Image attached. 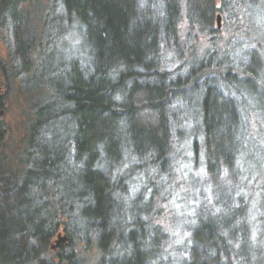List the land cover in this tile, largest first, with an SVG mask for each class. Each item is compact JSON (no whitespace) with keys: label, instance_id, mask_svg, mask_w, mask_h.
Wrapping results in <instances>:
<instances>
[{"label":"trees","instance_id":"16d2710c","mask_svg":"<svg viewBox=\"0 0 264 264\" xmlns=\"http://www.w3.org/2000/svg\"><path fill=\"white\" fill-rule=\"evenodd\" d=\"M36 2L0 0V36L11 29L12 55L25 69L37 37L28 9ZM183 2L189 25L200 30H212L227 4L50 1V15L60 6L66 23L77 26L86 59L72 61L62 84L46 82L52 94L34 106L23 167L0 170V264H170L158 256L163 233L150 224V200L141 202L140 195L130 202L126 165L159 175L170 169L173 128L178 127L177 135L184 133L180 104L188 87L200 97L191 145L197 148L200 137L208 173L217 181L224 170L234 172L237 160L245 161L240 151L246 149L247 121L239 88L228 75L243 84L259 82L264 90L258 78L263 57L254 54L251 67L241 63L242 75L233 70L232 59H221L220 49L184 61ZM169 56L182 68L170 71ZM3 107L0 98V142L6 131ZM64 115L72 118L73 132L51 142L44 126ZM259 192L255 205L250 199L236 204L222 194L218 213L198 215L186 257L176 263L264 264V185ZM61 231L64 244L53 250ZM91 253L92 262L85 256Z\"/></svg>","mask_w":264,"mask_h":264},{"label":"rangeland","instance_id":"374dc122","mask_svg":"<svg viewBox=\"0 0 264 264\" xmlns=\"http://www.w3.org/2000/svg\"><path fill=\"white\" fill-rule=\"evenodd\" d=\"M50 1L37 0L28 9L30 27L37 37L26 69L12 55L11 29H6L0 36V54L4 63L3 70L0 69V98L4 100L1 120L6 129L5 137L0 142L1 172L12 169L18 171L23 167L29 126L35 118L34 106L46 101L52 94L46 82L62 84V76L70 74L72 70V61L86 59L77 26L66 23L60 6L50 15ZM217 1L222 6L220 0ZM225 1L226 9L216 15L212 30H200L197 26L189 25L183 2L179 25L180 41L185 50L183 60L188 61L191 54L201 56L206 49L212 52L220 49L221 59H232L230 64L233 70L242 75L244 66L241 63L253 66L254 54L262 56L264 62V0H256L252 5L247 0ZM248 8H251V12ZM170 59L171 56L167 68L172 71L181 61ZM258 70L261 71L258 78L263 81L264 64ZM33 73L36 76L33 77ZM235 79L228 75L229 83L241 89L238 95L249 136L245 143L246 149L240 151L245 161L237 160L232 174L224 170L218 176L219 179L214 180L206 168L200 137L197 148L191 145V135L200 115V97L191 87L187 88L180 104L182 115L179 118L184 125L181 127L183 135L175 132L178 127L173 128L174 149L170 169L159 175L152 169L145 171L126 165V185L130 198H133L130 202L133 203L134 198L140 195L141 202L150 200L151 213L148 218L152 222L149 223L162 230L158 256L164 263L177 264L178 259L186 257L184 247L189 239L190 228L195 225L200 213H210L211 216L218 213L221 206L218 200L222 194H230L231 201L236 204L250 199L249 202L255 205L259 199L261 184L264 185V90L259 82L243 84L238 78ZM45 125V129L53 135L51 142L66 138L74 129L73 120L67 115L50 120ZM64 240L65 235L61 231L52 241L53 250L61 247ZM85 256L90 262L94 259L92 253Z\"/></svg>","mask_w":264,"mask_h":264},{"label":"water","instance_id":"95a60500","mask_svg":"<svg viewBox=\"0 0 264 264\" xmlns=\"http://www.w3.org/2000/svg\"><path fill=\"white\" fill-rule=\"evenodd\" d=\"M61 240H63V238Z\"/></svg>","mask_w":264,"mask_h":264}]
</instances>
